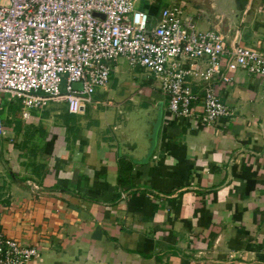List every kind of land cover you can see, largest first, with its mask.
<instances>
[{
    "label": "crops",
    "instance_id": "obj_1",
    "mask_svg": "<svg viewBox=\"0 0 264 264\" xmlns=\"http://www.w3.org/2000/svg\"><path fill=\"white\" fill-rule=\"evenodd\" d=\"M159 3L140 9L154 15ZM212 3L184 4L204 13L199 30L216 31V15L200 9ZM239 19L237 25L225 18L226 46L249 42L264 51V0H249ZM226 64L221 77L232 81L218 80L216 92L231 115L208 127L173 116L151 78L138 85L148 100L140 106L162 105L156 158L146 164L122 150L131 137L112 132L117 118L97 113L113 106L104 98L117 80L77 115L60 102L30 111L27 120L21 113L19 123L4 116V236L37 250L30 264H264V78L229 72ZM121 160L131 165L122 186ZM243 174L255 176L248 195Z\"/></svg>",
    "mask_w": 264,
    "mask_h": 264
},
{
    "label": "built area",
    "instance_id": "obj_2",
    "mask_svg": "<svg viewBox=\"0 0 264 264\" xmlns=\"http://www.w3.org/2000/svg\"><path fill=\"white\" fill-rule=\"evenodd\" d=\"M140 1L155 2L0 0V111L1 96L8 95L21 100L24 120L50 103L63 102L69 114H80L123 58L150 74L176 118L207 127L228 119L230 109L216 92L218 80L232 81L221 77L223 60L229 72L264 78V51L227 47L221 33L198 29L204 13L184 4L151 15L136 7ZM6 133L0 117V137ZM36 256L35 248L6 238L0 226V264H30Z\"/></svg>",
    "mask_w": 264,
    "mask_h": 264
},
{
    "label": "rangeland",
    "instance_id": "obj_3",
    "mask_svg": "<svg viewBox=\"0 0 264 264\" xmlns=\"http://www.w3.org/2000/svg\"><path fill=\"white\" fill-rule=\"evenodd\" d=\"M204 3H208L209 0H201ZM201 1L198 0H160L159 4L160 7H165L174 4L181 5V4H188V5H194V3H198L201 5ZM215 1V0H214ZM218 1V0H217ZM143 4L147 7L151 6L148 2L140 1L136 4V7L142 8ZM222 5V4H221ZM198 6V5H197ZM159 7V8H160ZM208 8L209 7L202 5V8ZM149 11V10H148ZM230 9H226L227 14H229ZM232 18L233 16L230 15ZM236 20L235 24H239V18L234 19ZM154 24V22H153ZM244 40L248 41V37L244 36ZM247 45H243L245 47L255 49L252 47L249 42H247ZM256 50V49H255ZM117 72L113 75V72L110 75L109 82L111 85L115 82V80L118 81V84L115 86H112L110 88V91L106 93V96L104 98V101H112L113 106L109 107H102L99 106L97 113L105 112L108 114H113L117 120H115L112 124H110V129H115L114 132L116 135L119 134L121 131L127 132L128 135L131 137V143L137 144L138 147L141 146V135H136L138 131H140L141 126L146 125V117L149 113H151L150 110L146 109L147 106H140L143 101L146 100V97H141L139 94H137L138 85L142 83L143 79L151 78L150 74L148 72H141L137 69L130 68L125 60L123 58L119 59L115 64ZM124 71V72H123ZM152 79V78H151ZM99 88L96 89V91ZM95 91V92H96ZM95 93L93 94V96ZM92 96V97H93ZM129 98L132 99V101H129ZM107 106V105H105ZM1 108L0 111V117L3 119L4 116L8 114V116H14V118H17L15 122H20L21 113L23 110V106L21 103V100L16 98H11L8 95H2L1 96ZM87 110H89L87 108ZM128 117V120H125V117ZM6 121V120H5ZM121 125V126H119ZM124 126V128H123Z\"/></svg>",
    "mask_w": 264,
    "mask_h": 264
},
{
    "label": "water",
    "instance_id": "obj_4",
    "mask_svg": "<svg viewBox=\"0 0 264 264\" xmlns=\"http://www.w3.org/2000/svg\"><path fill=\"white\" fill-rule=\"evenodd\" d=\"M211 5L209 9L210 13L215 16L217 23H214V27L217 32L222 35H227L229 28L225 27V18L231 19L234 23L236 18H241L242 13L246 10L249 0H210ZM222 4V5H221ZM226 9H230L229 14H227ZM97 15V14H96ZM232 15L233 18L230 16ZM221 18V21L219 20ZM221 29V30H220ZM225 29H227L225 31ZM225 32V33H224ZM79 88L78 84L74 85V88ZM151 111L146 117V125L141 126L140 131L136 134L141 135V146L138 147L137 144H132L131 141L126 143H121V148L126 155L134 162L146 164L150 159L152 153L155 151L158 143V134L161 126L162 119V105L157 104L155 107H148ZM132 137V136H131Z\"/></svg>",
    "mask_w": 264,
    "mask_h": 264
},
{
    "label": "trees",
    "instance_id": "obj_5",
    "mask_svg": "<svg viewBox=\"0 0 264 264\" xmlns=\"http://www.w3.org/2000/svg\"><path fill=\"white\" fill-rule=\"evenodd\" d=\"M50 146H52V140L49 143ZM131 174V165L126 162L125 160L119 161L118 164V182L119 185H123L124 181L130 176ZM245 178L246 180V194L248 195L254 190L255 187V176L248 175V174H243L241 175Z\"/></svg>",
    "mask_w": 264,
    "mask_h": 264
},
{
    "label": "bare ground",
    "instance_id": "obj_6",
    "mask_svg": "<svg viewBox=\"0 0 264 264\" xmlns=\"http://www.w3.org/2000/svg\"><path fill=\"white\" fill-rule=\"evenodd\" d=\"M153 154V153H152ZM152 156V155H151Z\"/></svg>",
    "mask_w": 264,
    "mask_h": 264
}]
</instances>
